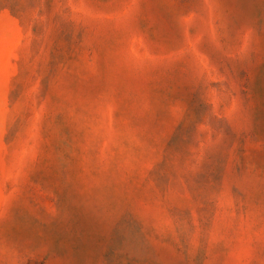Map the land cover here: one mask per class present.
Masks as SVG:
<instances>
[{"label": "rangeland", "instance_id": "rangeland-1", "mask_svg": "<svg viewBox=\"0 0 264 264\" xmlns=\"http://www.w3.org/2000/svg\"><path fill=\"white\" fill-rule=\"evenodd\" d=\"M0 264H264V0H0Z\"/></svg>", "mask_w": 264, "mask_h": 264}]
</instances>
